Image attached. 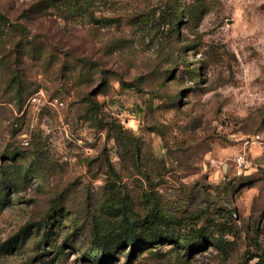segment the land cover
<instances>
[{
  "label": "rangeland",
  "instance_id": "rangeland-1",
  "mask_svg": "<svg viewBox=\"0 0 264 264\" xmlns=\"http://www.w3.org/2000/svg\"><path fill=\"white\" fill-rule=\"evenodd\" d=\"M75 1L0 0V264H125L152 212L188 245L134 264H256L264 0Z\"/></svg>",
  "mask_w": 264,
  "mask_h": 264
},
{
  "label": "trees",
  "instance_id": "trees-1",
  "mask_svg": "<svg viewBox=\"0 0 264 264\" xmlns=\"http://www.w3.org/2000/svg\"><path fill=\"white\" fill-rule=\"evenodd\" d=\"M52 6L54 5L46 4L44 2L42 4V9L45 10ZM72 7L75 10H88L89 4L87 0H83L82 4H80V2L78 1H75V5L73 4ZM0 22H3V23L10 22L8 18L2 12H0ZM19 27L21 28L22 35L26 37L28 35L27 29L24 26H19ZM93 105L95 107L96 116H98L100 114V106L98 104H93ZM107 127L110 133L114 132L115 134L119 136L131 137V134L128 131L123 130L122 127L118 126L115 123V121L107 123ZM132 144L133 146L135 145L134 143ZM107 164H108L109 171L112 177L117 181L120 180V177L117 171L115 170V168L113 167L111 160L109 158H107ZM144 177L146 178L148 183H150L148 176L144 175ZM126 197L128 198L129 196H126ZM152 219H154V221H158L159 219L157 214L154 212H152L151 215L147 217V220L144 222V225L142 226V228L145 227L147 229L146 232H144V234L142 232H141V235L135 232H132V233L127 232L125 233L123 237L118 238L117 240H115L114 243L111 244L115 246L114 247L115 250H119L120 248L125 250V252H123V254L126 255V260H127L125 264H134V262L138 259L140 254L147 252L148 250L152 249L154 246L161 244V243L174 244L175 246H177L176 249H179L180 246L184 247L188 245V241L186 239L181 238L180 236L175 235V234L171 235L169 233L157 232L155 235L154 234L148 235V234H151L148 231L152 229V224H150L152 222ZM195 247L196 246H193V248L189 249L188 252H191L192 250H194ZM91 256L96 257V260H95L96 264H110V262L112 261V260L110 261L109 259L105 260L107 257L112 258V256L106 255V253H103V250L100 248H99L98 253L94 252L91 254ZM101 256H103V259L100 258ZM252 259H258V262L256 264H264V253L262 255H256ZM108 261L110 262L108 263Z\"/></svg>",
  "mask_w": 264,
  "mask_h": 264
},
{
  "label": "built area",
  "instance_id": "built-area-1",
  "mask_svg": "<svg viewBox=\"0 0 264 264\" xmlns=\"http://www.w3.org/2000/svg\"><path fill=\"white\" fill-rule=\"evenodd\" d=\"M37 98H33V102H36ZM26 145L28 146L29 143L27 142ZM235 164H236V173L237 176H243L245 172L248 169V162L244 154H240L239 156L236 157L235 159Z\"/></svg>",
  "mask_w": 264,
  "mask_h": 264
}]
</instances>
